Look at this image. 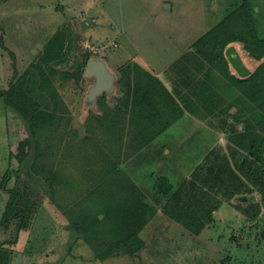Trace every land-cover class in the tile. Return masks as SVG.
Here are the masks:
<instances>
[{
  "label": "rangeland",
  "instance_id": "rangeland-1",
  "mask_svg": "<svg viewBox=\"0 0 264 264\" xmlns=\"http://www.w3.org/2000/svg\"><path fill=\"white\" fill-rule=\"evenodd\" d=\"M253 1L255 10L264 15V0ZM235 2L237 0H0V264H264V237L258 240L260 244L256 241L257 234L264 230V217L250 222L239 210L223 204L215 221L195 234L162 211L163 199H154L159 195L152 188V170L167 173L178 184L190 176L212 147L220 145L223 136L212 125L217 119L210 107L194 111L184 104L183 114L154 141L153 145L165 154L160 153L153 162L139 165L132 158L133 168L128 170L140 190L141 186L151 187V193L146 188L145 192L156 211L141 232L145 247L133 255L116 249L105 260L97 255L94 247L97 240L85 237L78 226L84 222L79 221L73 209H80L79 203L86 196L85 201L93 208L98 207L96 209L105 201L97 194L90 197L93 188L85 189L90 182L83 166L65 156L67 147L86 135L106 149L111 143L96 121L95 129L90 131L91 127L86 124L91 109L85 102L94 77L78 86L74 78L66 79L61 87V77L57 76L56 88L61 94L60 124L45 138V155L41 159V163L49 164L58 175L61 172L77 187H61L45 180L42 174L33 173L37 186L31 199L21 201L16 217L4 220L12 200L11 190L17 183L14 173L20 170L22 181H27V174L23 173L22 164L11 152L10 145L12 138L17 146L14 135L21 121L6 108L4 94L29 68L45 42L60 32L63 24L62 29L71 43L74 40L75 46L82 47L88 38L92 57L105 59L109 67L123 68L127 63L136 62L163 80L173 75L172 63L180 51L193 46ZM256 18L259 34L264 38V17ZM108 101L115 104L119 115L114 124L122 127L121 132L114 131L118 132L116 137L123 138L118 152L124 157L132 150L131 141L137 127L124 120L126 112L119 109L115 97L109 96ZM73 129L78 131L76 137L72 136ZM157 129L158 126L148 131ZM223 146L226 148L227 142ZM11 171L12 179L2 187L6 174L9 172L11 176ZM94 212L101 213V224L96 227L101 232L98 241L108 242L109 234L104 232L110 225L105 222V214L101 209ZM18 236L26 239L21 250L8 245ZM245 239L254 240V244L247 247Z\"/></svg>",
  "mask_w": 264,
  "mask_h": 264
},
{
  "label": "trees",
  "instance_id": "trees-1",
  "mask_svg": "<svg viewBox=\"0 0 264 264\" xmlns=\"http://www.w3.org/2000/svg\"><path fill=\"white\" fill-rule=\"evenodd\" d=\"M255 4L253 0H237L231 5L217 24L193 46L180 51L172 63L174 71L169 79L162 80L150 74L136 62L127 63L123 68L110 67L116 74L115 89L104 91L94 105L88 106L91 115L86 124L91 127L90 131L95 129L96 121L112 144L108 143L106 149L86 135L68 146L65 153L68 159L83 166L90 182L85 189L93 188L90 197L97 194L105 201L99 209L110 225L104 232L109 234L108 242L98 241L101 232L96 227L101 224V213L96 214L94 210H99L98 207L93 208L85 201L88 196L79 203L80 209H73L79 221L84 222L78 226L85 237L97 240L94 247L100 258L105 260L116 249L133 255L145 247L141 232L156 210L147 198L146 186H141L140 190L128 170L133 168L132 158L139 165L153 162L160 153L165 154L153 145L154 141L183 114V104L194 111L210 107L217 119L212 125L223 136L220 145L212 147L190 176L178 184L167 173L151 171L154 176L152 188L159 195L154 199H163L162 211L195 234H200L205 226L215 221L223 204L236 208L250 222L264 217V38L256 25V16L264 15L255 10ZM63 25L59 33L45 42L29 68L11 83L4 94L6 108L16 113L21 121L14 135L17 146L12 138L10 143L11 152L20 165L32 148V140L17 111L30 124L37 146L24 168L27 181H22L20 170L14 173L17 183L11 190L12 200L4 214L5 221L11 216L16 217L22 200L31 199L37 186L33 173L42 174L45 180L61 187L72 185V181L61 172L58 175L49 164L41 163L46 149L44 140L60 124L61 94L55 80L57 76L61 77V87L66 79L72 78L76 86L81 85L89 79L85 76V68L93 58L88 38L85 37L82 47L75 46V41L71 43L67 38ZM109 96L115 97L119 109L126 112L127 119L124 120L137 127V134L131 141L132 150L124 157L118 152L123 138L120 135L122 140L119 141L118 132L114 131L122 127L114 124L119 115L115 104L109 103ZM156 126V131H148ZM77 132L73 129L72 136L76 137ZM224 142H227L226 148L222 147ZM8 173L2 187L12 179V171L11 176ZM52 186L54 188V184ZM71 187H77V184ZM150 189L147 190L150 192ZM243 195L249 199L239 200L238 197ZM261 236L264 237V230L257 234L256 241L261 240ZM25 243L26 239L18 236L8 245L21 250Z\"/></svg>",
  "mask_w": 264,
  "mask_h": 264
},
{
  "label": "water",
  "instance_id": "water-1",
  "mask_svg": "<svg viewBox=\"0 0 264 264\" xmlns=\"http://www.w3.org/2000/svg\"><path fill=\"white\" fill-rule=\"evenodd\" d=\"M85 76L86 77H94L95 82L89 87L87 92V98L85 105L92 106L95 104L98 95L102 94L104 91L112 92L115 89V81H116V74L115 72L108 66L107 62L102 58H91L85 68ZM29 133V136L32 140V148L26 157V159L22 163V170L24 169L27 162L32 158L36 151V139L32 128L26 118L18 113ZM251 198H254V195H251ZM239 200L247 201L249 197L247 195H243L238 197ZM247 243L254 244V240H244Z\"/></svg>",
  "mask_w": 264,
  "mask_h": 264
},
{
  "label": "flooded vegetation",
  "instance_id": "flooded-vegetation-1",
  "mask_svg": "<svg viewBox=\"0 0 264 264\" xmlns=\"http://www.w3.org/2000/svg\"><path fill=\"white\" fill-rule=\"evenodd\" d=\"M94 82H95V78H94Z\"/></svg>",
  "mask_w": 264,
  "mask_h": 264
}]
</instances>
